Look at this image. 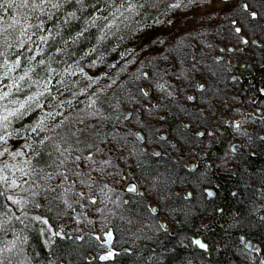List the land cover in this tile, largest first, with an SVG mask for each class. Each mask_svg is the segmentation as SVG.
<instances>
[{
	"label": "trees",
	"instance_id": "obj_1",
	"mask_svg": "<svg viewBox=\"0 0 264 264\" xmlns=\"http://www.w3.org/2000/svg\"><path fill=\"white\" fill-rule=\"evenodd\" d=\"M201 1L204 0H59L63 5L60 9L47 10L53 13L52 19L43 15L39 19L33 16L30 20L33 25L43 20V30L32 28L23 37L18 28L6 33L0 31V96L9 93L0 99V114L4 113L5 107H18L10 101L24 102L34 92L42 93L36 95V100L27 102V113L21 119L9 118L12 123L8 130L14 134L6 144L0 142V151L5 147L12 152L23 151L27 154L25 158L32 160L37 173L41 169L53 173L52 180L38 181L41 186L56 181L55 173L65 170L64 167L56 168L58 153L55 144H60L61 148L71 145L73 149L84 150L85 154L91 151L97 160L101 156L108 158L109 147L127 142L125 133L117 130L123 125L122 115L139 103L144 84L159 80L157 76L162 72L158 68L178 65L176 61L185 58L178 52L190 50L193 43L203 51L202 42L237 37L235 28L238 26L252 34L254 21L241 5L248 3L253 10L254 0H226L229 6L202 12L192 18V7L202 5ZM68 12H75L77 18L68 17ZM11 14V10L6 13L0 9V17L4 18L0 29L7 26ZM178 14L179 20L176 21ZM187 14L194 20L191 26L185 25L190 20ZM66 18L68 23L64 22ZM181 19L185 24L179 29ZM32 32L35 35H31ZM77 33L82 35L77 36ZM6 36L11 47L4 44ZM41 36L47 37V41H41ZM21 40L24 41L23 47L20 46ZM17 58L20 59L19 67L9 70ZM26 69L32 71L20 80ZM146 72H149V78ZM14 83L19 85L18 90L10 87ZM41 120L49 130L32 132L31 128ZM45 137L51 139L41 145L39 141ZM88 145H98L104 151L98 153L95 147L88 149ZM33 148L41 153L38 158L32 152ZM50 152L51 157L48 156ZM76 154L79 153L74 151L73 155ZM21 159L18 157L17 161ZM10 160L5 156L0 158V164ZM48 164L52 167H47ZM83 171L90 175L95 172L89 166H83ZM77 185L80 186L78 180ZM37 191L39 195L34 203L24 209L27 218L22 216V223L13 220L11 225H5L6 232L0 231V248L13 240L14 233L21 238L27 237L26 243L17 245L23 248V253H4L6 264L8 259L11 264H19L25 258L26 264H178V250H165L160 256L146 254L141 246L144 234L140 216L135 214L134 208L127 209L124 205L118 206L116 214L107 206L103 210L101 227L106 230L112 226L115 232L113 247L127 245L131 252H120L113 261H99L98 255L104 247L92 233H84L79 224L76 225L77 219L88 220L75 213L73 195L68 197L71 203L68 207L58 197L59 191L46 192L43 187ZM5 204L16 216H21L18 208L0 197V220L6 219L2 215ZM44 220L48 223H43ZM81 224L86 227L85 223ZM43 229H51V233ZM89 256L92 258L88 259Z\"/></svg>",
	"mask_w": 264,
	"mask_h": 264
},
{
	"label": "flooded vegetation",
	"instance_id": "obj_2",
	"mask_svg": "<svg viewBox=\"0 0 264 264\" xmlns=\"http://www.w3.org/2000/svg\"><path fill=\"white\" fill-rule=\"evenodd\" d=\"M261 4L264 0L252 5ZM252 25L250 36L238 26L237 37L202 42L203 51L193 43L178 52L185 56L178 65L158 68L159 80L144 84L139 103L122 115L117 130L127 142L108 148L112 165L91 173L90 195L76 182V192L85 195L72 197L82 200L75 213L84 210L94 221L92 234L105 249L100 254L110 252L109 233L110 247L118 251L106 261L123 248L131 252L127 245L113 247L112 226L100 232L103 210L108 206L116 214L121 205L140 216L146 254L178 250V264L264 259V15ZM237 121L239 131L232 126ZM105 184L107 193H100ZM189 237L208 248L191 245Z\"/></svg>",
	"mask_w": 264,
	"mask_h": 264
},
{
	"label": "snow or ice",
	"instance_id": "obj_3",
	"mask_svg": "<svg viewBox=\"0 0 264 264\" xmlns=\"http://www.w3.org/2000/svg\"><path fill=\"white\" fill-rule=\"evenodd\" d=\"M79 2V0H77ZM63 5L59 3V0H3V2H0V9H4L7 13L8 10H11V15L8 17L7 26L3 29H0V31L6 33L9 32V30L15 31L17 28L19 29L20 36L23 37L29 33V31L32 28H37L43 30L44 21L41 20L38 24H31L30 20L33 18V16L36 17V19H39L40 16L47 15L48 19L53 18V13L51 11H47L49 8L51 9H60ZM244 12L247 13V15L251 18L252 21H257L262 15H264V12L256 11V10H250L249 4L245 3L242 5ZM253 8H264V4L261 5H252ZM37 13L39 15H37ZM68 17H71L73 19H76V13L75 12H68ZM0 22H4V18L0 17ZM65 23H68L67 18L64 21ZM236 21H233V24H235ZM242 31L240 27L235 28V32L239 34ZM31 35H35V32H32ZM31 35H28V39L31 40ZM82 35V33H77V36ZM41 41L46 42L47 37L41 36ZM243 43L247 44L248 40L243 39ZM252 43H256V41H252ZM4 44L7 47H11V42L9 41L8 37H5ZM24 41L21 40L20 46L23 47ZM41 64L44 63L43 60L40 61ZM8 62L5 60V65L7 66ZM20 65V59L17 58L14 63L10 66L9 70L15 67H19ZM29 71H32V69H26L24 72V75L19 77L20 80H24L26 76H28ZM50 71H54L50 69ZM10 87H16L17 90L19 89L18 84H13ZM45 90H47V83L44 85ZM163 87V86H159ZM37 96L42 95V93H37ZM145 96L148 95L147 92L144 93ZM9 96L8 92L3 93L2 96H0V99H3L5 97ZM36 99L35 96H29L26 98L24 102L20 101H10V103L18 104V107L15 108H7L5 107L4 113L0 114V142L7 143V140L14 134L13 131H9V127L12 123V121L9 119L10 117H13L15 119H21L26 113H27V107L26 104L28 101ZM189 99H192V97H189ZM63 103V102H62ZM68 103H71L70 101ZM94 103V101H93ZM48 116H52V113H48ZM237 131L241 128L240 122H235L232 125ZM39 130L40 132L49 130L46 129L43 121L41 120L36 124L35 127L31 128L32 132H37ZM199 135L203 136L205 133L201 132ZM208 136H213V132H208ZM51 137H45L40 139L39 143L41 145L45 144L46 140H50ZM77 143H80L79 140H77ZM26 147L31 148V145H25ZM92 147L96 148V152L102 153L104 149H101L98 145H88L87 148L91 149ZM55 151L58 153V163H56V168L59 169L61 167H64V171H57L55 173V176L60 181L59 185H51V184H45L41 186L38 181L44 180H52L53 179V173L51 172H45L43 169L40 170L39 173L36 172L35 166L32 163V160L25 158L26 153L23 151H10L7 147L3 148L2 151H0V158H3L5 156L10 157L12 160H17V158H22L17 163H8L3 162L0 164V197H3L5 201L10 202L12 205H15L18 207L19 211L21 212V216H16L14 212H12V209L9 208L6 204L3 205L4 212L2 215L6 217V219L0 220V231H7L5 228V225H11L13 220L23 222L22 216L24 218H27V213L24 211L25 207L30 204L34 203L35 197L39 195V192L37 191V188L43 187V190L46 192H56L57 187L61 188V192L57 193L58 197L61 199L62 203L67 205L68 207H71V203L68 199V195L71 192L74 196H78L83 198L85 193L83 192H76L74 189L76 188V182L78 180L79 184L88 188H91V183H95V179L88 173L83 171V166H89L91 167V171L103 173L105 169L108 166L112 165L111 158H101L97 160L95 158V154L91 151H88L87 154L84 153V150L80 148L73 149L71 145H69L67 148H61L60 144L54 145ZM233 152H235L236 148L235 146H232L231 149ZM79 153L76 155H73V152ZM32 152L34 155L38 158L41 153L36 152V150L33 148ZM52 153H48V156L51 157ZM73 164L75 167L68 168L66 165ZM47 167H52L51 164H48ZM19 173V175H17ZM72 177H75L76 180H73ZM91 182V183H89ZM108 186L105 184L103 187L100 188V193H104V189ZM19 190V191H16ZM110 190V189H109ZM131 191H135L134 188L130 189ZM14 193V194H13ZM208 195H212L211 192L208 193ZM78 202V201H77ZM90 203L95 204L96 200L94 198H90ZM39 207V205H36ZM32 219L39 220L40 217H33ZM43 223L47 224L48 221L44 220ZM14 238L11 241H7L5 243V246L3 248H0V264H6V258H4V253H12L13 251H17L18 253H23V248H18V244H23L27 242V237L21 238L18 235L13 234ZM53 235H58V233H53ZM109 233V237H110ZM243 239V238H242ZM189 243L191 245L198 246L201 249H207L208 245L205 241H202L200 238L197 237H189L188 238ZM251 247L250 245H246ZM256 251L259 253L260 249H256ZM112 253L109 252L106 256H101L100 259L107 260L109 256H111ZM7 264H11V260H7ZM19 264H26V258L25 260H21ZM259 264H264V259H261Z\"/></svg>",
	"mask_w": 264,
	"mask_h": 264
},
{
	"label": "rangeland",
	"instance_id": "obj_4",
	"mask_svg": "<svg viewBox=\"0 0 264 264\" xmlns=\"http://www.w3.org/2000/svg\"><path fill=\"white\" fill-rule=\"evenodd\" d=\"M86 1H88V0H86ZM201 3H203L202 5H200L199 4V6L197 5V4H195L194 5V7H192V10H191V12H190V15H191V17L192 18H194V17H197L200 13H202V12H209V11H215V10H221V9H223L225 6H229V3H228V1H226V0H204L203 2L201 1ZM188 16H189V14H187ZM190 16H189V18H190V20H188L187 21V23L188 24H185V22H182V19H181V21H179V29H180V26L181 27H184L182 24L184 23L185 25H188V26H191V24H194L193 22H194V20L192 21V18H191ZM175 19H176V21H178L179 20V14L178 15H176L175 16ZM190 21H192V22H190ZM190 22V23H189ZM178 23V22H177ZM38 92H34L33 93V96H35L36 97V94H37ZM34 100H36V99H34ZM18 161L17 160H10L8 163H17ZM17 175H19V173H17ZM58 183V185H59V183H60V181L57 179L56 181H54V182H51L50 184H53V183ZM58 189H60L59 190V192H61V188L60 187H58ZM90 189L91 188H88L87 190H86V192H87V195H90ZM17 191V190H16ZM14 194V193H13ZM70 195H73V194H71V193H69V195H68V197H70ZM74 196V195H73ZM78 201V202H77ZM81 201L82 200H75V203H76V205L77 204H80L81 203ZM10 203V202H9ZM11 204V203H10ZM13 206H15V205H13ZM16 208H18L17 206H15ZM76 207V206H75ZM81 212L79 213V215H84V216H86L85 215V211L83 210H80ZM87 213H90V210L89 209H87L86 210V214ZM90 215V214H89ZM86 219L88 220V221H84L82 218H81V220H76L75 222H78V223H76V225L77 224H79V228L80 229H82V231H85L84 233H94V231H93V224H94V221H92V219H91V217L89 218V217H86ZM81 223H85V225H86V227L85 228H83L84 227V225L83 224H81ZM61 229L62 228H60V229H58L59 231H61ZM43 231L44 232H46L47 231V233H51V229H43ZM106 230L105 229H103V228H101V231L100 232H105ZM102 234V233H101ZM106 236H107V234H106ZM105 250V249H104Z\"/></svg>",
	"mask_w": 264,
	"mask_h": 264
},
{
	"label": "water",
	"instance_id": "obj_5",
	"mask_svg": "<svg viewBox=\"0 0 264 264\" xmlns=\"http://www.w3.org/2000/svg\"><path fill=\"white\" fill-rule=\"evenodd\" d=\"M127 115H128V113H126V114L124 115L123 118L126 119ZM110 239H111V235H110V237L108 236V241H109V242H107V248L110 250V252H111L112 255H113L114 253H118V251H115V250L111 249V247H110ZM197 247H198V246H197ZM198 248H199V247H198ZM199 249H201V248H199ZM203 250H205V249H203ZM121 251L128 252L129 249H127V248H123ZM106 255H108V253H102V254H100V256H99V260H100V261H105V260L100 259V257H101V256H106ZM112 255L109 256V258H111ZM89 258H90V257H89ZM109 258H108V259H109Z\"/></svg>",
	"mask_w": 264,
	"mask_h": 264
},
{
	"label": "bare ground",
	"instance_id": "obj_6",
	"mask_svg": "<svg viewBox=\"0 0 264 264\" xmlns=\"http://www.w3.org/2000/svg\"><path fill=\"white\" fill-rule=\"evenodd\" d=\"M99 256H100V254L98 255V260H99ZM90 257V258H89ZM88 257V259H91L92 258V256H89ZM100 261V260H99ZM106 261V260H105ZM101 262H103V261H101Z\"/></svg>",
	"mask_w": 264,
	"mask_h": 264
}]
</instances>
